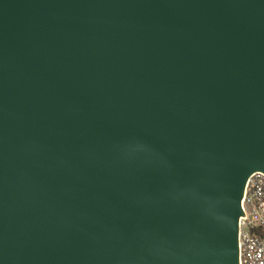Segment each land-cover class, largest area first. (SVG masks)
Here are the masks:
<instances>
[{
    "label": "water",
    "instance_id": "water-1",
    "mask_svg": "<svg viewBox=\"0 0 264 264\" xmlns=\"http://www.w3.org/2000/svg\"><path fill=\"white\" fill-rule=\"evenodd\" d=\"M264 175V0H0V264H240Z\"/></svg>",
    "mask_w": 264,
    "mask_h": 264
},
{
    "label": "built area",
    "instance_id": "built-area-1",
    "mask_svg": "<svg viewBox=\"0 0 264 264\" xmlns=\"http://www.w3.org/2000/svg\"><path fill=\"white\" fill-rule=\"evenodd\" d=\"M239 221L240 264H264V175L252 176L243 199Z\"/></svg>",
    "mask_w": 264,
    "mask_h": 264
}]
</instances>
